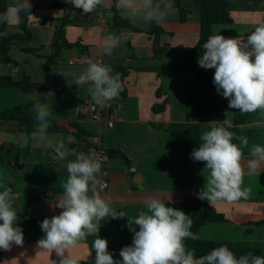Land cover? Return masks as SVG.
<instances>
[{
    "label": "crops",
    "instance_id": "crops-1",
    "mask_svg": "<svg viewBox=\"0 0 264 264\" xmlns=\"http://www.w3.org/2000/svg\"><path fill=\"white\" fill-rule=\"evenodd\" d=\"M192 1L182 0V5L187 8ZM13 2L7 0L8 7ZM53 2L32 0L29 45L42 47V57L26 54L22 46L16 45L19 49L14 59L18 64L0 62V75L20 80L27 73L36 82L47 79L46 105L51 119L57 121L49 134L50 142H39L22 132L20 122L0 119V145L5 147L0 161V190L10 187L17 215L27 214L32 220L18 225L23 230L24 244L13 245L10 251L3 250L0 264H52V260L58 264L55 252L49 254L37 247V241L44 236L40 223L62 211L56 203L63 195L62 185L68 177L66 164L75 160L78 153L88 154L94 139L106 150L121 151L129 160V165L120 159L101 164L98 179L105 176L109 186L103 191L98 185L93 189L110 207L127 216L106 217L100 222L98 237L108 241V248L114 250L113 258L117 261L122 259L120 250L132 243L134 234L127 227L128 217H135L141 209L146 210L147 200L159 198L167 206L184 211L183 202L187 198L200 199L199 193L207 183L209 171L199 161H194L191 153L199 147L202 132L215 122L227 119L234 124L240 119L243 122L239 127L249 141L243 149L245 163L253 145L264 146V109L243 113L229 108V101L219 95L217 104L200 115L190 103L191 98L199 95L197 74L215 72V69H203L198 64L203 54L195 50L201 32L198 12L193 11L182 22L170 0L174 11L163 22L155 23L164 30L161 43L167 45L164 59L156 60L154 36L149 33L151 23L117 9V0H104L94 12L83 15L79 9L53 8ZM115 10L131 25L123 28L120 34L112 30L110 24ZM67 14L73 24L65 27L66 40L79 46L63 49L47 75L43 64L51 55L58 21ZM230 15L233 23L215 25L213 35L246 41L255 27L264 23V0H230ZM8 26L10 30L20 31L19 24ZM108 35L118 38V46L112 55L105 56L100 44ZM88 60L102 62L112 69L113 75L119 73L121 76L122 91L100 108L105 115L106 107H111L115 116L111 128L100 121L80 118L82 104L91 98V86L87 83L78 86L75 82L86 70ZM39 96V92L26 94L17 88H0V113L14 106H28ZM163 102H166L165 110L154 112L153 106ZM70 121H75L90 136H83L85 140L79 141L75 136L78 130L68 124ZM59 141L64 142L67 150L64 160L52 159ZM243 186L252 189L249 199L231 205L222 202L212 205L225 215L226 222L205 223L198 233L201 240L214 242L216 247L227 245L237 258L249 252L264 255V168L254 175H245ZM135 227L138 231L139 226ZM94 239L95 236L90 235L71 250L81 264H93Z\"/></svg>",
    "mask_w": 264,
    "mask_h": 264
},
{
    "label": "clouds",
    "instance_id": "clouds-1",
    "mask_svg": "<svg viewBox=\"0 0 264 264\" xmlns=\"http://www.w3.org/2000/svg\"><path fill=\"white\" fill-rule=\"evenodd\" d=\"M68 2L81 9L82 15L90 14L104 4V0ZM116 7L126 10L132 17H141L146 23L157 24L174 11L170 0L155 3L154 0H117ZM31 8L32 0H14L0 14V23L18 25L22 14L32 15ZM117 46L118 38L114 35L106 36L100 44L105 56L112 55ZM203 49L198 64L203 69H215L213 84L217 93L229 101V108L243 113L264 109V23L255 27L246 41L225 38L221 34L211 35ZM120 81V74L113 75L108 65L88 60L86 70L75 84H89L91 101L103 107L122 91ZM32 110L36 121L33 139L50 142L51 112L48 106L34 98ZM232 127L227 119L215 122L200 134L201 143L191 153V158L205 162V169L209 171L199 198L207 200L210 205L221 202L231 205L249 199L252 189L243 186L244 176L254 175L264 168V146L253 145L249 149L250 158L245 163L243 149L249 141L245 136L230 131ZM234 140L239 143H234ZM66 152L64 142L59 141L52 159L64 160ZM101 166L100 159L91 152L78 153L75 160L68 161L63 195L56 203L62 211L40 223L44 236L37 241V247L49 254L55 252L58 264H81L80 258L72 255L71 250L90 235L95 236L93 264H264V255L249 252L237 258L227 245L196 257L195 249L188 248L185 243L188 239H197L191 231L193 220L184 211L167 206L159 198L147 200L146 210L141 209L135 217H128L127 227L134 234L132 243L120 250L121 260H114L108 251V241L98 237L100 222L106 217L119 219L127 216L123 211L117 212L110 207L109 202L93 190L100 183L98 174ZM13 202L10 187L0 190V250L10 251L13 245L24 244L23 230L17 226L18 215ZM135 226H139L138 231ZM52 264H57V261L52 260Z\"/></svg>",
    "mask_w": 264,
    "mask_h": 264
},
{
    "label": "trees",
    "instance_id": "trees-1",
    "mask_svg": "<svg viewBox=\"0 0 264 264\" xmlns=\"http://www.w3.org/2000/svg\"><path fill=\"white\" fill-rule=\"evenodd\" d=\"M173 2L182 22H184L187 19V16L193 11L198 12L200 15V40L195 46L197 52H204L203 44L207 41L209 36L213 35V27L215 25H230L233 23L230 15V0H193L187 8L182 5V0H173ZM51 6L53 8H62L68 11L78 10L74 8L68 0H54ZM7 9V0H0V14H3ZM29 22L30 15L22 14L21 22L19 23L20 31L10 30L7 23H0V62L2 64H18L11 55V51L16 45L22 46V51L26 54H33L38 58L42 57V47H31L29 45L32 39ZM70 24H73V20H71L69 14L58 21L54 38L51 43V55L46 58L43 64L47 75L49 74L50 67L57 63L63 49H71L79 46L78 43H69L66 40L65 27ZM110 24L112 30L116 31L117 34H120L123 28L131 27L129 20L122 17L118 10H115V15L111 19ZM3 33H7V35H3ZM149 33L154 36V58L156 60H163L167 50V45L161 43V35L164 34V30L158 27L155 23H151ZM213 76L214 72L210 71H201L197 74L199 95L191 98L190 103L200 115L212 109L218 102L220 94L217 93L216 87L213 84ZM0 88H17L26 94L39 92L40 102L46 104V95L48 92L47 79L45 82H36L27 73L20 80L15 79L10 75H0ZM157 95H160L159 90ZM33 103L34 102L28 106L18 105L9 108L0 113V119L3 121L20 122L22 132L26 133L28 136H33L32 134L35 131L36 124L32 110ZM165 108L166 102H163L161 104H155L153 106V111L160 113L163 112ZM80 118L84 119L81 114ZM242 122L243 121L240 119L235 120L234 124H232L233 127L229 130L235 132L237 135H243L242 130L239 127ZM55 124H57V121L51 119V127L48 129V134L52 132L53 125ZM68 124L78 130V133L75 136L79 141H84V137L90 136L89 133H87L75 121H70ZM233 142L239 143V141L236 140ZM4 151L5 147L0 145V161L3 159ZM107 152L110 159H120L129 165L128 158L121 151L113 149L107 150ZM199 163L201 166H205V162L199 161ZM183 209L184 213L189 215L193 220L191 231L197 235V239L195 240H186V246L190 249H195L196 257L206 255L212 249L216 248V243L201 240L198 235L200 227L205 223L226 222V217L219 213L214 206L198 198H187L183 202ZM30 221L32 220L27 217V214H22L18 216L16 223L18 226L23 222ZM2 261L3 250H0V263Z\"/></svg>",
    "mask_w": 264,
    "mask_h": 264
},
{
    "label": "built area",
    "instance_id": "built-area-1",
    "mask_svg": "<svg viewBox=\"0 0 264 264\" xmlns=\"http://www.w3.org/2000/svg\"><path fill=\"white\" fill-rule=\"evenodd\" d=\"M73 63V62H72ZM100 106H97L94 104V102L91 101V98L86 100L80 110V114L84 119H91L95 121H100L104 123L105 127L111 128L114 124L115 116L113 112L110 111V106L106 107L107 113L104 115L102 114V111L100 109ZM94 153L101 161V164L104 162L110 160L109 154L107 150L102 147L98 139H94L93 144H91L88 147V153ZM100 183L98 184V188L100 191H103L108 188L109 182L105 176L100 178ZM108 251L114 255V250L111 248H108Z\"/></svg>",
    "mask_w": 264,
    "mask_h": 264
},
{
    "label": "rangeland",
    "instance_id": "rangeland-1",
    "mask_svg": "<svg viewBox=\"0 0 264 264\" xmlns=\"http://www.w3.org/2000/svg\"><path fill=\"white\" fill-rule=\"evenodd\" d=\"M18 49H19L18 46H15V47H14V49H13L14 52L12 51V56H13V58H14V57L17 58V56H18V55H17ZM18 54H19V53H18Z\"/></svg>",
    "mask_w": 264,
    "mask_h": 264
},
{
    "label": "water",
    "instance_id": "water-1",
    "mask_svg": "<svg viewBox=\"0 0 264 264\" xmlns=\"http://www.w3.org/2000/svg\"><path fill=\"white\" fill-rule=\"evenodd\" d=\"M134 175H135V173H134Z\"/></svg>",
    "mask_w": 264,
    "mask_h": 264
}]
</instances>
